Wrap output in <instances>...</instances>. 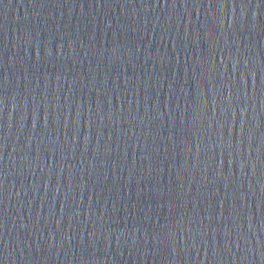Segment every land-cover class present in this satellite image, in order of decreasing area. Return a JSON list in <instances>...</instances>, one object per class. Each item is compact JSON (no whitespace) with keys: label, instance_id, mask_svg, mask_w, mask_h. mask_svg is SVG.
<instances>
[{"label":"water","instance_id":"1","mask_svg":"<svg viewBox=\"0 0 264 264\" xmlns=\"http://www.w3.org/2000/svg\"><path fill=\"white\" fill-rule=\"evenodd\" d=\"M0 264H264V0H0Z\"/></svg>","mask_w":264,"mask_h":264}]
</instances>
